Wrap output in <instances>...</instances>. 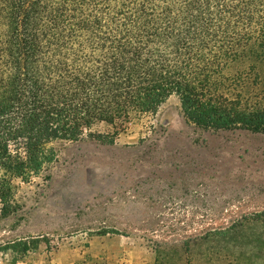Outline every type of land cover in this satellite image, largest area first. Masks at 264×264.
<instances>
[{
	"label": "trees",
	"instance_id": "1",
	"mask_svg": "<svg viewBox=\"0 0 264 264\" xmlns=\"http://www.w3.org/2000/svg\"><path fill=\"white\" fill-rule=\"evenodd\" d=\"M172 95L204 130L264 134V0H0L4 214L51 141L155 114Z\"/></svg>",
	"mask_w": 264,
	"mask_h": 264
},
{
	"label": "rangeland",
	"instance_id": "2",
	"mask_svg": "<svg viewBox=\"0 0 264 264\" xmlns=\"http://www.w3.org/2000/svg\"><path fill=\"white\" fill-rule=\"evenodd\" d=\"M47 148L0 200V264H264L263 133L204 130L172 95Z\"/></svg>",
	"mask_w": 264,
	"mask_h": 264
}]
</instances>
